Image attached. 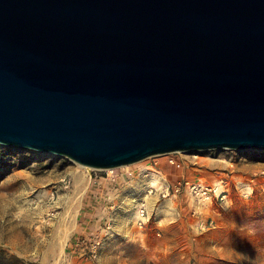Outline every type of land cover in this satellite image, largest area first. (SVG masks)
Listing matches in <instances>:
<instances>
[{
	"label": "water",
	"instance_id": "water-1",
	"mask_svg": "<svg viewBox=\"0 0 264 264\" xmlns=\"http://www.w3.org/2000/svg\"><path fill=\"white\" fill-rule=\"evenodd\" d=\"M0 145L97 170L264 151V0H0Z\"/></svg>",
	"mask_w": 264,
	"mask_h": 264
},
{
	"label": "rangeland",
	"instance_id": "rangeland-1",
	"mask_svg": "<svg viewBox=\"0 0 264 264\" xmlns=\"http://www.w3.org/2000/svg\"><path fill=\"white\" fill-rule=\"evenodd\" d=\"M170 157L184 161V170L170 167ZM248 166L263 173L264 151L174 153L86 170L64 157L0 145V264H264V217L256 215L264 205V180L245 174ZM147 172L207 186L210 199L186 193L135 223L125 211L128 193L146 182ZM218 184L227 189L220 197ZM65 212V246H43ZM121 233H153L155 250Z\"/></svg>",
	"mask_w": 264,
	"mask_h": 264
},
{
	"label": "built area",
	"instance_id": "built-area-1",
	"mask_svg": "<svg viewBox=\"0 0 264 264\" xmlns=\"http://www.w3.org/2000/svg\"><path fill=\"white\" fill-rule=\"evenodd\" d=\"M167 164L176 170H184L186 166L184 161L182 162L174 157H170L167 160ZM146 175L152 177L150 173ZM156 176L160 180L158 186L144 188L141 184L139 187L132 188L128 193L130 205L128 209H125L126 206H123V210L125 209L129 216H134L132 221L135 223H143L150 220L158 211L161 213L167 208L164 205L165 201L178 199L186 193L195 195L196 197L210 199L209 192L212 190L207 186L193 184L190 181H186L185 178L177 179L172 183L167 178L163 179L160 175ZM95 250L96 248L93 251L95 252Z\"/></svg>",
	"mask_w": 264,
	"mask_h": 264
},
{
	"label": "bare ground",
	"instance_id": "bare-ground-1",
	"mask_svg": "<svg viewBox=\"0 0 264 264\" xmlns=\"http://www.w3.org/2000/svg\"><path fill=\"white\" fill-rule=\"evenodd\" d=\"M73 163L77 164V166H79V167H81L83 169H86V170H91L92 169V168L80 165V164H78L76 162H73ZM254 168H256V167H253V166L245 167V174L252 175V176L257 175L259 177V179L264 180V172L263 173H259V171H254ZM76 179L79 182V181H81V179H83V177L81 175L77 174L76 175ZM159 181H160L159 177L156 176L155 174H153L152 177H149L146 180V182L144 184H142V186L144 188L158 186L159 185ZM18 185H19V182L15 181L12 184V187L16 188ZM242 187H245V189H249L246 185H244ZM226 191H227V189H226L225 186H223L221 184L217 185V188H216L217 197H220V195H222ZM249 191H252V190L249 189ZM206 199H209V198H206ZM172 203L173 202H171L170 200H167V201L164 202V205L170 206ZM256 215H260V216L264 217V205L261 206L259 212H257ZM133 217L134 216H129L130 220H132ZM55 218H56V216H55ZM68 225H69V214L67 215V212H65L62 215L61 220H59L58 223H55L53 226L50 227V230L54 234L52 235V237L50 239V242L48 241L46 243H43V246H46V244H47V246H50V247L51 246H55V245H57V247H60L59 246L60 244H63L65 246L66 241H67L66 234L68 233L67 232L68 231ZM43 229L44 230L46 229L45 224H44V226H40L39 231L42 232ZM228 230H230V229L229 228H222L221 229V231H228ZM262 230L264 231V229H262ZM29 231H30V229H29ZM35 232H37V231H35ZM54 264H61V260L58 259Z\"/></svg>",
	"mask_w": 264,
	"mask_h": 264
},
{
	"label": "crops",
	"instance_id": "crops-1",
	"mask_svg": "<svg viewBox=\"0 0 264 264\" xmlns=\"http://www.w3.org/2000/svg\"><path fill=\"white\" fill-rule=\"evenodd\" d=\"M90 227L93 228V226H90ZM85 234H87V233H85ZM110 234L113 235L114 233H104L105 236H110ZM121 234H123L127 237H130V238H133V239L138 238V241H140L139 244H141V246H143L141 243V240L146 241L145 247H147L150 250V252L155 250V248H154L155 237H154L153 233H135V234L134 233H121ZM168 234L169 233H164V237H165L164 239L165 240L166 239L168 240ZM177 234L180 236V238H183L185 236V233H177ZM141 248H143V247H140V245H139V249H141Z\"/></svg>",
	"mask_w": 264,
	"mask_h": 264
}]
</instances>
